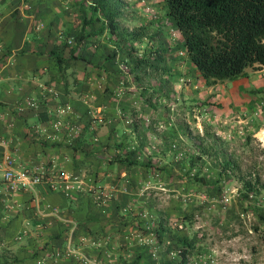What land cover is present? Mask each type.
Masks as SVG:
<instances>
[{"label":"crops","instance_id":"1","mask_svg":"<svg viewBox=\"0 0 264 264\" xmlns=\"http://www.w3.org/2000/svg\"><path fill=\"white\" fill-rule=\"evenodd\" d=\"M89 2L0 0V159L7 153L15 166L41 165L49 175L80 182L68 189L44 180L32 189L9 188L0 168V264H160L154 250L159 241L149 231L158 219L148 193L167 186L164 164L154 169L153 161L168 157L162 129L169 120L158 107L177 83L171 90L161 80L168 81L164 72L171 76L172 62L183 56L172 54L175 45L166 30L156 32L152 20L151 30L138 38L145 36L162 58L149 59L155 68L138 67L142 74L135 68L136 79L125 74L124 44L105 27L100 31V21H91ZM164 20L158 17L160 25ZM78 33L80 41L74 40ZM112 50L115 55L106 59ZM178 61L177 72L184 61L201 81L186 57ZM131 84L132 93L125 90ZM161 84L166 94H154L150 102L141 88ZM31 99L36 108L26 104ZM92 189H102L104 198L96 199Z\"/></svg>","mask_w":264,"mask_h":264},{"label":"rangeland","instance_id":"2","mask_svg":"<svg viewBox=\"0 0 264 264\" xmlns=\"http://www.w3.org/2000/svg\"><path fill=\"white\" fill-rule=\"evenodd\" d=\"M160 1L122 0L125 6L119 26L133 29L132 25L144 23L145 31L152 26L159 28L156 32L166 30L175 45L172 54L185 58ZM160 15L165 18L163 25L149 23ZM131 45L135 54L151 59L147 55L151 43L145 36L132 39ZM183 57L172 62L175 72L170 69L171 76L170 72L162 76L168 79L165 85L171 90L177 83V91L159 99V111L165 109L169 120L167 127L161 126L167 139L162 147L168 157L165 163L153 160L154 169L164 164L166 188L153 186L148 193L152 213L164 230L157 236L158 225H149L159 241L154 250L160 264H178V237L185 236L192 249L184 264H264V66L246 67V75L236 81L224 79L207 85L186 69ZM178 60L181 72L176 71ZM125 61V71L131 76L135 66L129 57ZM159 79L156 73L153 83ZM131 87L125 90L132 93ZM150 92L145 95L154 101L155 92ZM198 143L204 147L202 152ZM151 147L158 153L162 150ZM189 156L192 165L187 161ZM222 158L230 163L224 166ZM194 175L202 180L195 181Z\"/></svg>","mask_w":264,"mask_h":264},{"label":"trees","instance_id":"3","mask_svg":"<svg viewBox=\"0 0 264 264\" xmlns=\"http://www.w3.org/2000/svg\"><path fill=\"white\" fill-rule=\"evenodd\" d=\"M160 2L164 9L163 15L180 35L186 60L193 66L204 84L233 79L244 74L248 66L264 65V0H161ZM123 5L125 6L122 0H90L88 7L91 13H94L91 21L93 19L100 21V31L105 27L108 32L114 34L115 39H113L117 44H124L122 48L124 47L126 52L123 50L122 52L135 66L132 68V74L136 79L135 68L143 66L155 68L156 65L148 58L135 54L131 47V40L144 34V26L137 25L130 30L119 26L118 19L122 17ZM136 29L139 32H136ZM82 37V33H78L74 36V40L80 41ZM115 53V50L111 53L107 52L105 58L110 60ZM161 53V50L153 47L147 55L156 62L161 60ZM55 59L58 66L62 64L59 56H55ZM122 62L127 64L125 59ZM139 68L138 71L142 74ZM125 74H128L127 71ZM161 82L165 83L163 80ZM145 87L143 90L151 95ZM163 87L161 84V87H152L150 90L163 97L167 92ZM149 101L151 102L150 98ZM34 102L36 108V99ZM171 135L175 134L171 133ZM197 147L201 152L204 150L199 143ZM130 152L132 150H126V153ZM192 160L190 156L187 157L191 165ZM220 162L224 166L230 163L224 158ZM194 176L195 181L202 180V176L199 178ZM159 225L161 224H158V227ZM161 230L162 226L159 227V231L157 230V236L164 231ZM178 245L179 258L176 263L184 264L192 244L185 236H179Z\"/></svg>","mask_w":264,"mask_h":264},{"label":"built area","instance_id":"4","mask_svg":"<svg viewBox=\"0 0 264 264\" xmlns=\"http://www.w3.org/2000/svg\"><path fill=\"white\" fill-rule=\"evenodd\" d=\"M69 41V40H68ZM122 69L125 72L126 65L122 63ZM121 91L117 90L116 94H120ZM29 106H34V100H28L26 102ZM57 110L61 113L66 112V107L64 105H59ZM99 120V119H98ZM93 122V120H92ZM94 123V122H93ZM94 125H91L93 128ZM0 168L2 170L1 176L6 185L9 188H22V189H32L34 185L42 180L50 183L52 187H61L63 189H68L75 183V186H79V181L73 177L69 176H52L46 173V170L43 166H15L13 164L12 157L3 153L0 159ZM96 199L104 198V191L102 189H92ZM227 197H223V200L226 201ZM178 226H180L178 224ZM179 249L176 250L178 252ZM84 262H87L86 259H83Z\"/></svg>","mask_w":264,"mask_h":264},{"label":"clouds","instance_id":"5","mask_svg":"<svg viewBox=\"0 0 264 264\" xmlns=\"http://www.w3.org/2000/svg\"><path fill=\"white\" fill-rule=\"evenodd\" d=\"M174 31H176V32H178L176 29L174 30ZM151 49H153V48H151ZM185 54V53H184ZM151 57V56H150ZM152 59V58H151Z\"/></svg>","mask_w":264,"mask_h":264}]
</instances>
